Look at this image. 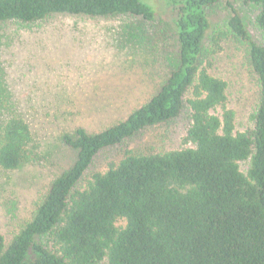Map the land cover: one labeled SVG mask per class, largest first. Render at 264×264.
I'll use <instances>...</instances> for the list:
<instances>
[{
  "label": "trees",
  "instance_id": "obj_1",
  "mask_svg": "<svg viewBox=\"0 0 264 264\" xmlns=\"http://www.w3.org/2000/svg\"><path fill=\"white\" fill-rule=\"evenodd\" d=\"M217 1H172L177 68L125 120L98 133L79 128L63 137L75 159L8 245L0 234V264H264V0H243L258 8L262 44L250 40L234 8L228 23L233 35L248 42L259 83L251 126L244 131L236 130L227 108V84L197 70L209 27L205 10ZM53 15L154 18L140 0H0V24ZM190 89L188 147L126 152L84 181L101 152L177 118ZM35 154L0 62V168L14 171ZM43 237L53 251L38 241Z\"/></svg>",
  "mask_w": 264,
  "mask_h": 264
},
{
  "label": "rangeland",
  "instance_id": "obj_2",
  "mask_svg": "<svg viewBox=\"0 0 264 264\" xmlns=\"http://www.w3.org/2000/svg\"><path fill=\"white\" fill-rule=\"evenodd\" d=\"M140 1L152 8V21L121 15H53L39 22L0 24V62L11 103L29 125L36 152L33 162L14 171L0 168V234L5 245L31 219L51 182L73 163L75 151L65 146L63 137L79 128L98 133L125 120L177 68L174 0ZM232 8L250 40L262 44L255 23L258 8L243 0H218L205 10L209 27L197 70L205 69L227 84V108L235 115L236 130L244 131L251 126L259 83L248 61V42L229 30ZM191 92L185 93L177 118L101 152L84 181L94 172H104L126 152L188 147ZM38 241L54 250L48 237Z\"/></svg>",
  "mask_w": 264,
  "mask_h": 264
}]
</instances>
